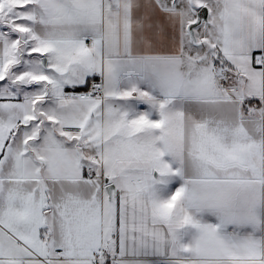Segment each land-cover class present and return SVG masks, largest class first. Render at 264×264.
Masks as SVG:
<instances>
[{
  "label": "snow or ice",
  "instance_id": "obj_1",
  "mask_svg": "<svg viewBox=\"0 0 264 264\" xmlns=\"http://www.w3.org/2000/svg\"><path fill=\"white\" fill-rule=\"evenodd\" d=\"M0 264H264V0H0Z\"/></svg>",
  "mask_w": 264,
  "mask_h": 264
}]
</instances>
